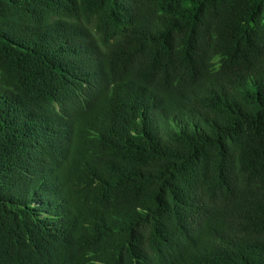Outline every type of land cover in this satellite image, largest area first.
I'll list each match as a JSON object with an SVG mask.
<instances>
[{
    "label": "trees",
    "instance_id": "obj_1",
    "mask_svg": "<svg viewBox=\"0 0 264 264\" xmlns=\"http://www.w3.org/2000/svg\"><path fill=\"white\" fill-rule=\"evenodd\" d=\"M0 264H264V0H0Z\"/></svg>",
    "mask_w": 264,
    "mask_h": 264
}]
</instances>
